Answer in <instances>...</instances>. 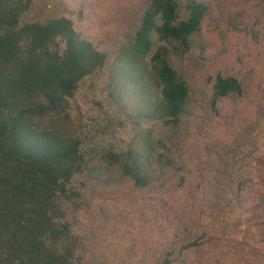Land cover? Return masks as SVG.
Instances as JSON below:
<instances>
[{"label": "trees", "instance_id": "trees-1", "mask_svg": "<svg viewBox=\"0 0 264 264\" xmlns=\"http://www.w3.org/2000/svg\"><path fill=\"white\" fill-rule=\"evenodd\" d=\"M50 5L57 13L28 22L33 0H0V264H113L100 251L101 237L88 231L93 225L79 227L77 217L108 221V207L98 199L126 184L131 199L150 196L159 207L161 216L153 208L150 218L159 235L166 223L174 228L170 239L162 236L157 258L129 264H174L206 237H196V222L175 228V216L183 214L173 213L170 221L161 204L171 181L175 190L186 187L171 144L191 114L193 91L181 66L195 47L208 51L203 31L209 6L203 0H150L132 35L109 52L84 39L73 18L57 15L66 11L63 0ZM98 75L106 77L103 94L111 111L88 144L82 127H72L69 111L81 82ZM206 84L213 110L244 93L243 82L222 72ZM129 126L133 134L124 142L120 136ZM244 160L227 165V183L217 185L226 202L230 192H241ZM150 210L144 208L141 218Z\"/></svg>", "mask_w": 264, "mask_h": 264}, {"label": "rangeland", "instance_id": "rangeland-1", "mask_svg": "<svg viewBox=\"0 0 264 264\" xmlns=\"http://www.w3.org/2000/svg\"><path fill=\"white\" fill-rule=\"evenodd\" d=\"M203 2L210 9L203 31V40L209 48L202 54L201 45L195 47L182 63L181 69L193 91V102L189 107L191 114L179 132L181 137L175 145L171 144L175 148L172 152L179 170L177 175L185 176L186 187L183 191L175 190L176 182L171 181L170 188L164 190L167 192L161 191L165 202L161 207L168 211L170 221L174 220L173 213L183 214V219L175 216V228L196 222L199 225L195 228L196 237L203 232L206 237L200 245L183 252L174 264H264V202H260L264 198V0ZM63 3L61 11L65 8L66 11L58 16L73 18L84 39L101 50L115 52L139 25L150 0H63ZM33 5L32 12L25 16L28 22L44 21L57 13L50 0H33ZM181 16H186L183 9ZM235 23L239 30L235 29ZM218 72L236 76L243 82L244 93L238 100L227 99L213 110L206 80ZM106 83V77L101 75L82 81L71 101V125L75 129L82 127L88 144L96 140L93 129L101 127L105 114L111 111L103 94ZM132 134L129 126L120 137L128 142ZM241 158L246 159L244 184L239 195L229 190L226 202L216 193L222 192L218 186L227 183L223 178L225 167L235 166ZM164 181L163 178L158 184ZM130 188L121 185L115 194L108 190L98 199L108 207L105 213L108 221L98 224L100 221L89 220L87 213L77 217L79 227L93 225L88 231L94 229L101 237L100 251L113 264L120 259L129 264L128 260L157 258V246L164 243L162 236L170 239L174 233V228L166 223L167 231L159 235L162 230L150 222L153 208L159 207L153 206L150 196L131 199ZM150 206L151 210L145 211L141 218L143 209ZM156 214L161 216L160 209ZM143 241L148 244L142 245ZM132 246L134 250L129 251ZM100 251H95V255Z\"/></svg>", "mask_w": 264, "mask_h": 264}]
</instances>
